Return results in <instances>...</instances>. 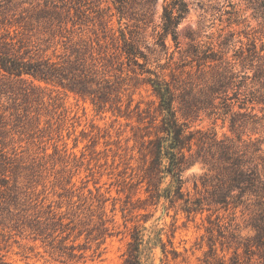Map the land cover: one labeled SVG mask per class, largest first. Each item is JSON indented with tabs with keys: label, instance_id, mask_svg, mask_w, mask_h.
Returning a JSON list of instances; mask_svg holds the SVG:
<instances>
[{
	"label": "rangeland",
	"instance_id": "1",
	"mask_svg": "<svg viewBox=\"0 0 264 264\" xmlns=\"http://www.w3.org/2000/svg\"><path fill=\"white\" fill-rule=\"evenodd\" d=\"M234 2L235 6H229L225 0H190V12L178 29L179 44L168 38L165 53L155 45L161 6L151 22L136 24L129 14L120 20L112 0H0V54L59 61L72 47L93 46L96 50L98 39L102 45L116 42L122 29L138 25L150 50L156 49L152 57L161 63L170 61L182 86L204 84L203 71L194 60L198 50L200 56L222 54L252 78L260 75V83L251 79L249 83L259 90L257 95L264 94V18L246 3ZM3 73L0 148L5 147L13 158L15 173L8 171L9 184L0 188V212L67 213L66 222L77 212L83 235L76 244L89 247L80 262L62 260L41 242L8 226V220L5 225L0 219V248L8 262L124 264L128 244L139 226L144 238L141 256L147 264H206L207 258L233 264L237 255L242 264H261L258 252L249 261L243 248L236 250L239 242L254 235L248 213L236 212L232 221L231 210H184L187 194L194 197L203 190L208 170L201 161L187 165L182 173L184 199L171 202L165 197L170 177L160 187L161 199L152 198L146 183H139L141 159L128 119L117 116L109 105L100 110L90 99L71 91L27 76L23 82ZM167 78L171 80V76ZM133 83L127 85L129 91H135ZM150 93L149 86L141 85L135 101L142 100L146 106ZM123 101L127 103V96ZM175 106L177 116L191 130L214 128L220 137L233 135L229 121L224 124L202 112L185 120L180 104ZM262 107L264 103L256 107L259 115ZM243 132V138H264V130L253 133L251 126ZM103 226L108 229L105 233ZM89 231L92 234L87 238Z\"/></svg>",
	"mask_w": 264,
	"mask_h": 264
},
{
	"label": "trees",
	"instance_id": "2",
	"mask_svg": "<svg viewBox=\"0 0 264 264\" xmlns=\"http://www.w3.org/2000/svg\"><path fill=\"white\" fill-rule=\"evenodd\" d=\"M112 1L120 20L129 14L134 16L136 24L151 22L161 6L159 39L155 45L167 53V39L171 38L178 46V29L190 12V0ZM225 1L229 6L236 5L235 0ZM237 1L246 3L255 14L264 18L263 0ZM76 10L81 12L79 7ZM100 43L98 39L96 50L93 46L72 47L71 52L59 61L51 58L26 60L3 52L0 54V72L23 82H27V76L54 88L71 91L80 98L90 99L100 110L109 105L117 116L128 119L127 126L133 130L141 159L139 183H146L152 198L161 199L160 187L170 177V188L165 197L171 202L184 199L182 173L187 165L201 161L208 170L203 190L194 197L187 194L184 210L189 213L231 210L232 221L236 219V212L248 213V225L254 235L239 242L236 250L243 248L249 261L258 252L260 263L264 264V138L251 135L243 138V129L248 126L252 127L253 133L264 130V107L261 115L256 112L257 105L264 103V94L257 95L259 90L249 83L250 79L260 83L261 76L252 78L245 71L237 70L236 65L222 54L205 52L200 56L196 50L194 60L203 71L204 84L184 87L170 68V61L161 63V59L152 57L156 49L150 50L138 25L128 31L122 29L116 42ZM128 81L135 82V91L141 85L150 87L152 97L146 106H142V100L135 101V91H129L127 85L131 84ZM123 96H127L126 104ZM176 103L180 104L179 110L185 120L202 112L215 121L221 119L224 124L229 121L233 135L220 137L214 128L191 130L190 125L177 116ZM1 133L0 126V136ZM14 166L5 147L0 148V188L8 186L7 172L15 173ZM76 214L67 222V213L60 212H0V219L5 225L8 220V226L41 242L62 260L80 262L86 258L89 247L76 244L83 235ZM102 229L103 233L108 230L105 226ZM87 234L89 238L92 233ZM143 243L142 229L136 226L124 264H147L141 256ZM205 261L206 264H225L220 258ZM0 264H11L1 253V248ZM233 264H242L238 255Z\"/></svg>",
	"mask_w": 264,
	"mask_h": 264
}]
</instances>
